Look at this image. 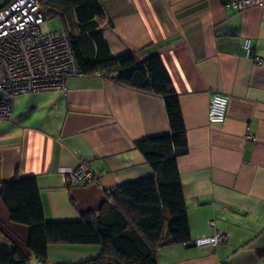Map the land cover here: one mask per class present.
Here are the masks:
<instances>
[{
  "label": "crops",
  "instance_id": "1",
  "mask_svg": "<svg viewBox=\"0 0 264 264\" xmlns=\"http://www.w3.org/2000/svg\"><path fill=\"white\" fill-rule=\"evenodd\" d=\"M229 1L100 0L111 53L159 55L178 94L188 150L176 162L190 242L227 236L215 246L164 245L157 264H264V64L241 54L249 38L253 54L264 57V4L236 10ZM214 93L228 96L221 124L208 121ZM168 132L161 97L101 73L71 75L64 91L16 96L11 119H0V182L35 176L45 220H77L97 212L108 190L152 176L134 142ZM82 162L96 183L66 179ZM27 240L28 227L11 222L0 201V248L37 264ZM98 255L96 244H50L44 262Z\"/></svg>",
  "mask_w": 264,
  "mask_h": 264
},
{
  "label": "trees",
  "instance_id": "2",
  "mask_svg": "<svg viewBox=\"0 0 264 264\" xmlns=\"http://www.w3.org/2000/svg\"><path fill=\"white\" fill-rule=\"evenodd\" d=\"M46 18L58 17L82 75L101 73L163 99L169 132L134 142L153 175L107 191L97 212L77 220L46 221L36 177L15 175L0 182V201L9 219L28 227L27 249L45 261L50 244H96L99 255L76 264H157L156 251L188 244L190 228L177 158L187 153L179 97L159 55L139 58L111 53L103 33L100 0H38ZM17 248H0V264H27Z\"/></svg>",
  "mask_w": 264,
  "mask_h": 264
},
{
  "label": "built area",
  "instance_id": "3",
  "mask_svg": "<svg viewBox=\"0 0 264 264\" xmlns=\"http://www.w3.org/2000/svg\"><path fill=\"white\" fill-rule=\"evenodd\" d=\"M236 10L261 6L262 0H230ZM46 19L38 0H11L0 8V119L10 120L14 99L20 94L40 93L46 90H66L67 77L79 74L68 36L62 30L42 32L40 25ZM241 54L250 57L256 65L264 64V57L253 54L251 40L245 38ZM228 96L214 93L208 108V121H225ZM244 137L252 142L256 138L247 131ZM66 179L77 185L96 183L98 177L85 162L69 171ZM214 224L213 221L210 222ZM227 236L222 231L187 245L215 246ZM37 264H45L38 261Z\"/></svg>",
  "mask_w": 264,
  "mask_h": 264
},
{
  "label": "rangeland",
  "instance_id": "4",
  "mask_svg": "<svg viewBox=\"0 0 264 264\" xmlns=\"http://www.w3.org/2000/svg\"><path fill=\"white\" fill-rule=\"evenodd\" d=\"M40 29L42 32L62 30L63 24L58 17L46 18L40 25Z\"/></svg>",
  "mask_w": 264,
  "mask_h": 264
},
{
  "label": "water",
  "instance_id": "5",
  "mask_svg": "<svg viewBox=\"0 0 264 264\" xmlns=\"http://www.w3.org/2000/svg\"><path fill=\"white\" fill-rule=\"evenodd\" d=\"M191 245H194V244H190V245H188V246H191Z\"/></svg>",
  "mask_w": 264,
  "mask_h": 264
}]
</instances>
